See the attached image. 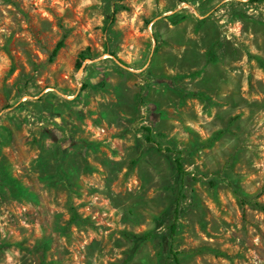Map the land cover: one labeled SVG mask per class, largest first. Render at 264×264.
Masks as SVG:
<instances>
[{"label":"rangeland","instance_id":"rangeland-1","mask_svg":"<svg viewBox=\"0 0 264 264\" xmlns=\"http://www.w3.org/2000/svg\"><path fill=\"white\" fill-rule=\"evenodd\" d=\"M177 208L264 264V0H0V264H174Z\"/></svg>","mask_w":264,"mask_h":264},{"label":"trees","instance_id":"trees-1","mask_svg":"<svg viewBox=\"0 0 264 264\" xmlns=\"http://www.w3.org/2000/svg\"><path fill=\"white\" fill-rule=\"evenodd\" d=\"M64 47V41H60L54 52H53V57L57 56L58 52ZM145 130L151 134L152 133V130L151 128L149 127H145ZM147 141L149 142H152L153 139L151 136H148L147 137ZM175 164H176V170H177V173L179 176H181L182 178H184L186 176V169L184 167V164L182 162V159L180 157H177L176 160H175ZM182 190H183V187H182ZM262 210L264 211V208H262ZM176 213V217H175V222L171 225V249H170V254L172 256V260H173V263L174 264H182L181 262V259H180V256H179V252L175 250L174 248V238H175V235L177 233V229H178V224H177V220H178V208L176 209L175 211ZM75 214L72 215V217H74ZM148 235H146L147 237Z\"/></svg>","mask_w":264,"mask_h":264},{"label":"built area","instance_id":"built-area-1","mask_svg":"<svg viewBox=\"0 0 264 264\" xmlns=\"http://www.w3.org/2000/svg\"><path fill=\"white\" fill-rule=\"evenodd\" d=\"M103 133H105V130L104 129L102 131H100L98 134L101 135Z\"/></svg>","mask_w":264,"mask_h":264}]
</instances>
